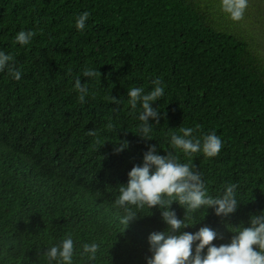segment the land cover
Segmentation results:
<instances>
[{
	"label": "trees",
	"instance_id": "16d2710c",
	"mask_svg": "<svg viewBox=\"0 0 264 264\" xmlns=\"http://www.w3.org/2000/svg\"><path fill=\"white\" fill-rule=\"evenodd\" d=\"M83 12L90 16L77 30ZM240 27L221 0H0V52L21 71L19 81L0 71V264H57L46 252L69 236L72 264H147L149 235L167 231L163 209L128 206L135 217L125 225L115 200L152 145L198 172L208 195L238 186L226 216L173 200L168 210L188 223L181 233L207 227L220 246L250 227L264 213V66ZM20 31L35 33L28 45L15 42ZM77 77L88 88L84 104ZM157 78L164 95L151 106L161 115L149 118L144 139L127 93L147 94ZM181 128L201 144L215 133L219 154L173 149ZM84 243L99 246L94 260L81 255Z\"/></svg>",
	"mask_w": 264,
	"mask_h": 264
},
{
	"label": "clouds",
	"instance_id": "9594fccd",
	"mask_svg": "<svg viewBox=\"0 0 264 264\" xmlns=\"http://www.w3.org/2000/svg\"><path fill=\"white\" fill-rule=\"evenodd\" d=\"M248 6V0H221L222 10L229 14L230 19L239 21L243 19L244 12ZM90 16L89 12H83L75 21L77 30H83L86 21ZM35 35L32 31H20L15 37V42L21 46L28 45ZM13 60L11 55L0 52V71L8 69L12 79L19 81L21 71L10 66ZM84 77L95 78L101 73L96 69H85ZM153 89L144 94L142 88H132L128 91V103L132 110H136L139 104L140 111L138 119L142 122L140 136L144 139H151V125L149 118L157 123L161 113L151 106V102L157 101L164 95V87L159 78L153 80ZM74 89L78 93V102L86 103L88 88L76 78ZM112 102H117L111 97ZM193 128H181L182 135L171 136V146L179 149L186 155L202 152L205 157L211 158L219 154L222 148L221 139L211 133L203 138L193 141ZM127 147V142L120 145L116 151ZM154 168V171H151ZM126 186L119 189V196L115 205L124 208L126 215L121 218V223L127 225L135 217L128 206L136 208L160 206L163 211L162 219L167 224L166 232L152 233L148 237L150 250L153 255L147 259V264H264V213L254 216L250 220V227L237 231L229 244L215 246L212 241L216 233L202 227L196 233H181L180 229L188 225L184 220L176 218L175 212L168 210V206L177 201L180 205L186 206V212H195L201 208L212 207L218 216L233 213L237 207L236 189L233 183L225 184L222 194L211 196L207 194L204 183L198 172L192 170L189 164L177 162L172 153L165 156L156 154V146L152 145L143 155V164L133 166L128 172ZM198 242V243H197ZM195 243V255H193V244ZM254 246L258 250L254 249ZM96 243H84L81 245V255H87L89 259H95L98 250ZM207 248L206 255L201 252ZM74 255V242L69 236L63 239L59 245L50 247L46 256L50 262L57 264H72Z\"/></svg>",
	"mask_w": 264,
	"mask_h": 264
},
{
	"label": "rangeland",
	"instance_id": "374dc122",
	"mask_svg": "<svg viewBox=\"0 0 264 264\" xmlns=\"http://www.w3.org/2000/svg\"><path fill=\"white\" fill-rule=\"evenodd\" d=\"M252 1L257 3L258 6L255 12L256 19L252 18L251 20L250 18H247L250 17V14L253 15V11H246L244 12L243 19L239 20V25L241 26L240 28L243 32V36L245 37L249 34V37L251 38L248 41L250 45L249 49L254 52L264 66V0L262 2L259 0ZM241 22H243V24H240ZM244 22L246 24H244ZM247 26L250 28H247Z\"/></svg>",
	"mask_w": 264,
	"mask_h": 264
}]
</instances>
